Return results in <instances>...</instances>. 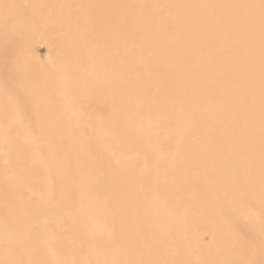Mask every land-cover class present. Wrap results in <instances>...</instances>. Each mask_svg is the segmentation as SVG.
Instances as JSON below:
<instances>
[{
	"label": "rangeland",
	"instance_id": "rangeland-1",
	"mask_svg": "<svg viewBox=\"0 0 264 264\" xmlns=\"http://www.w3.org/2000/svg\"><path fill=\"white\" fill-rule=\"evenodd\" d=\"M0 264H264V0H0Z\"/></svg>",
	"mask_w": 264,
	"mask_h": 264
}]
</instances>
